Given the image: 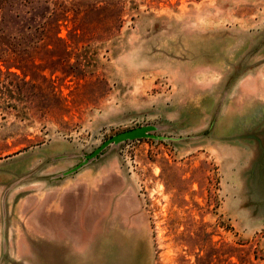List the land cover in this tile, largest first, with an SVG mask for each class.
Masks as SVG:
<instances>
[{
    "label": "rangeland",
    "instance_id": "1",
    "mask_svg": "<svg viewBox=\"0 0 264 264\" xmlns=\"http://www.w3.org/2000/svg\"><path fill=\"white\" fill-rule=\"evenodd\" d=\"M0 264H264V0H0Z\"/></svg>",
    "mask_w": 264,
    "mask_h": 264
},
{
    "label": "water",
    "instance_id": "2",
    "mask_svg": "<svg viewBox=\"0 0 264 264\" xmlns=\"http://www.w3.org/2000/svg\"><path fill=\"white\" fill-rule=\"evenodd\" d=\"M150 130V126L143 125V126H138L134 128H129L123 131H120L116 133L115 135L110 136L108 139L103 141L100 146L96 148L94 151L97 152L99 149H101L104 145L108 143H113V142H119L123 140H129V139H134L143 136L146 132ZM89 158V157H88Z\"/></svg>",
    "mask_w": 264,
    "mask_h": 264
}]
</instances>
